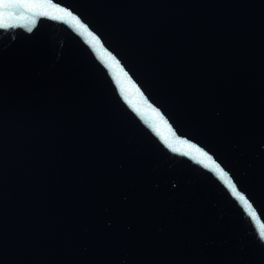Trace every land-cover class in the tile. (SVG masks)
Masks as SVG:
<instances>
[{"label":"snow or ice","instance_id":"snow-or-ice-1","mask_svg":"<svg viewBox=\"0 0 264 264\" xmlns=\"http://www.w3.org/2000/svg\"><path fill=\"white\" fill-rule=\"evenodd\" d=\"M0 2H4V0H0ZM81 26L83 27L84 25H81ZM227 183H228V187L231 188L232 190V195L234 197H238L239 200L243 202L246 208H251V205L249 204L248 200L243 195H241L239 191H237L236 186L230 180L227 181Z\"/></svg>","mask_w":264,"mask_h":264}]
</instances>
